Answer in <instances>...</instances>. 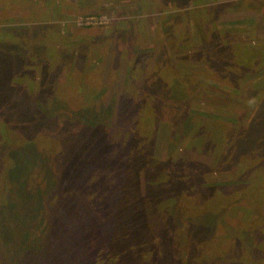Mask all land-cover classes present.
Masks as SVG:
<instances>
[{"label": "rangeland", "instance_id": "obj_1", "mask_svg": "<svg viewBox=\"0 0 264 264\" xmlns=\"http://www.w3.org/2000/svg\"><path fill=\"white\" fill-rule=\"evenodd\" d=\"M47 1L0 0V101H18L16 84L20 92V86L31 91L36 85L42 87L41 93H55L61 101L50 106L48 118L64 133L58 141L23 138L0 116L1 153L6 155L0 164V230L9 229L3 244L0 240L5 256L2 261L0 255V264H12L9 256L14 264H22L19 257L25 264H82L74 246L79 237L90 264H264V235L257 241V232L264 230V204L257 193L247 202L233 199L219 209L220 194L242 184L214 176L206 179L200 170L203 164L215 163L213 156L220 154L225 133L240 132L261 111L256 100L264 84V0H142V6L137 0H105L104 13L46 17ZM89 16L105 17L107 23L88 27L75 23ZM227 31L252 44V53L234 50V63L217 59L211 64L207 53L186 51L205 48L212 33L222 41ZM217 45L223 55L225 43ZM161 48L167 64L154 69L163 59ZM147 55L151 61L136 62L138 56ZM25 59L30 65L24 64ZM162 70L160 76H166L170 87L162 86V94L168 96L165 102H159L158 93L136 99V105L143 99L140 114L135 108L131 125L124 124L131 133L140 130L142 121L155 126L151 155L141 148L133 170L99 168L97 143L104 147L113 129L103 139L81 138L93 120L85 113L87 108L110 110L113 120L118 119L128 81L133 96L123 98L125 110L130 108L129 98L139 97ZM46 71L55 81H47ZM16 73L24 75L12 79ZM183 91L192 94L182 100ZM231 102L237 113L233 117L222 107ZM0 110L12 111L1 102ZM246 112L250 124L244 119ZM193 127L203 130L193 136ZM122 136L120 132L113 137ZM68 158L78 166L75 176L63 179L53 167L64 169ZM208 189L216 193L211 195ZM16 197L25 198L24 206L28 200V209L43 213L44 219L37 220L39 229L36 222L31 225L28 211ZM58 238L70 243L57 244ZM191 245L196 254L202 249L209 257L192 260Z\"/></svg>", "mask_w": 264, "mask_h": 264}, {"label": "trees", "instance_id": "obj_2", "mask_svg": "<svg viewBox=\"0 0 264 264\" xmlns=\"http://www.w3.org/2000/svg\"><path fill=\"white\" fill-rule=\"evenodd\" d=\"M44 16L47 17V16H49V14H45ZM231 33L234 34L235 32H232V31L228 32L227 31V32L223 33L224 36L222 34V41H220V38H214L215 35L212 33L210 35L211 36V43L206 45L205 48L204 47L195 48L198 51L195 50L194 48H190V49H187L186 51L188 53H191L192 51H194V53L202 54L204 56L207 53V55L205 57H206V59H208V61L211 62V64H214L217 59H226V61L228 63L232 64L235 62V56L233 53L234 50H239L242 53L247 52L249 54V52L252 53L251 49H252L253 45L251 44L252 45L251 46L247 40H237V38L234 39ZM173 41L174 40H171V39L169 40V44L170 45L172 44L170 47H173V44H174ZM217 42L225 43L226 49L224 50L225 52H223L224 56L220 55L221 51L218 49L219 47L217 45ZM11 46L13 47L12 44H11ZM46 46H48V45H46ZM38 49L39 50H37V51L39 53L41 48H38ZM34 52L35 51L31 50V53H32L31 55L35 56L36 52L35 53ZM159 53H160L159 56H161V57H163V55L165 56V54L163 52V48L160 49ZM235 53H237V52H235ZM49 56L50 55H48L46 57L49 58ZM145 59H147V61H151V56H150V58L148 57V55L147 56H138L136 62H142ZM164 59L165 58L163 57V59H160L159 61H157L155 66H154V69H159V67L161 68L162 65L165 66L167 63H166V61H164ZM29 60L30 59L24 60V64H26V66L30 65ZM39 63H40V60H39ZM42 67H45V66L44 65L41 66L40 73H42V71H43ZM130 69L133 70L134 68H129V70ZM248 70H249V68L246 71H248ZM163 71L164 70L159 71V73L156 71V73H158L157 81H155L151 86L146 85V87L143 88L144 90L142 92H140L139 94L137 93L139 95V97L136 96V97H134V99H132L131 97L129 98L130 101L128 102L127 106H129L130 108L125 110V109H123L124 104H122L123 98L125 96L128 97L130 95L133 96V93L131 92V89L129 88L130 85H129V81H128V84H127L128 86H126V89L123 92V95H121L120 108H119V112L117 114L118 119H116V120H113L112 113H110V110H108V112H107L106 109H99V107H97L96 109L95 108L94 109L87 108L89 110H87L85 113L90 114L93 117V120L91 119L90 121L87 122L88 125L84 129L87 131L81 132V135H80L81 138L87 140L86 136L88 135L91 137L92 136L96 137V139H98V137H99V139H103L104 134L108 130L113 129V131L110 133V136H112V137H111L110 141L104 142V147L102 146L103 144L101 142H100V144L97 143V145H99V151H100L98 153V158L101 157V165L99 168H102L103 165H105L106 170H108L110 168H113L114 170H118V171L133 170L134 158L138 157L139 153L141 152V148L146 153H149V155H151V151L153 149V144H154V139H155V134H156L154 132L155 126H150V124L148 123L149 120H147L148 122L142 121V126L140 127V130L136 133H131L128 130L130 127L129 128L125 127L124 124L131 123L133 120V117L136 116V114H138V115L140 114L139 106L141 104V101H143V99L140 100V102L137 105L135 103L136 99H138V98L141 99V97H144V96H153V98H154L155 93H158V99H161V100H159V102L160 103L165 102L166 95L162 94V92H161L163 89L162 86L166 87L167 89L170 87L168 86V80L166 79V76H162V77L160 76L163 74ZM23 75L24 74L16 73L15 75H13L12 79H14L15 77H21ZM50 75H52V74L47 73V71H46L47 81L50 78H51V80L55 81L54 76H50ZM57 79H60V78H57ZM135 79H137V78H135ZM239 80H240V78L238 79V81ZM18 86L19 85L16 84V91L19 94H18V96H14L15 99L18 98V101H16L15 103L0 101L1 104L6 109H12L10 114H8L5 111L0 110V116L3 115L5 120H7V124H8L7 126L9 127V129H11L16 135L23 136V138L24 137L32 138V136L36 137V138L45 137L48 139L52 138V139L58 141V139L61 137V135H64V133L62 132L63 130L55 129L54 123L52 121H50L48 117H50L52 114V113L49 114V110L51 109L50 106H52L53 104H57L59 101H61V100H59V97L55 96V93L54 94L53 93L47 94V92H46V94L41 93L40 90L42 87H39L36 85H34V86L32 85L31 91L26 89L27 86H26V88H24L25 86L24 87L20 86L21 92L18 90ZM184 87L186 89L189 86L185 85ZM261 87H262V89L259 92V98H258V101L256 100V104H259L261 102L260 107H262L261 108V111H262V110H264V84L261 85L260 88ZM45 91H43V92H45ZM48 92H49V89H48ZM183 93L184 94L181 96L182 100L184 99L185 94H192V93H188L187 91H183ZM255 95L257 96V93L254 94V96ZM192 99L193 98H191V100ZM197 99H193V101H196ZM124 100H126V98ZM32 102H33V106L31 108V107H29V104ZM179 102H182V101H179ZM7 103H10L11 105H9V104L7 105ZM34 103H37V105H35ZM174 103H176V102H174ZM232 104L233 103L231 102L229 104V107H225L224 105H222L225 112L228 115L230 114L231 117H233L234 115H237L235 108H233V106H231ZM196 106H197V104L194 107H196ZM198 107L201 109V106H198ZM30 108L33 109L34 111H31ZM131 108H132V110H131ZM135 108H137V111H139L136 114H135ZM171 108H172V106H171ZM42 110H44V111H42ZM45 110H48V111H46V113H45ZM122 111L125 112V119L129 120V121L126 120V123H123L124 117H123ZM261 111H259L255 115V117L251 121V124H250L251 118L249 117L248 112H246V117L244 119L246 120V124H250V125H248L245 128H242V130L240 132H237V133H233V134L230 133V135L225 133V135H223V140L221 139L222 140L221 145H220L221 149L219 148V152L221 151L220 154L218 153L217 155L213 156L215 158V163H212L211 165L203 164L200 166L201 167L200 170H202V173H203L202 177L205 176L206 179L207 178L208 179L213 178L212 176H214L217 178L219 177L218 179H221V180L226 181L228 183H234V185L242 184L241 186L228 187L225 189V192L223 194H220L222 200L220 202H218L219 209H220V207L222 208V206L226 207L230 202L232 203L233 199L234 200L242 199L245 202H247L248 196L253 195L254 192L257 193V197L260 200L259 203L264 204V162L259 165L258 160H254V159L264 158V138L263 139L260 138L261 137V131L262 130L264 131V113L262 115ZM78 112H79V110H78ZM175 112L177 114L179 113V111H175ZM172 113L175 114L174 112H172ZM79 116L82 118L83 115L81 114V112H79ZM67 120H70V119L68 118ZM71 120H73V122L76 123V126L78 125L76 122L78 120H76L75 117L73 119L71 118ZM4 122H2V123H4ZM120 125H122L123 127H120ZM129 125H131V124H129ZM1 128L6 131V128H4V127H1ZM195 128L196 127H193V129L191 130V133H193V136L196 133H199L201 130H203L202 128H200V129H197V131H196ZM253 128H255L254 132L252 131ZM141 129H143L142 133H141ZM120 132L123 135L122 138L117 137V139H115L113 136H118ZM42 134H43V136H42ZM96 139H94V140H96ZM260 139H262V140H260ZM144 141L146 143L142 146V143ZM210 145H212V147H214L213 143H211ZM254 146H256L255 149H254ZM1 150H2V147H1V142H0V164H2V162H5V158H6L5 157L6 155L5 156L2 155ZM9 150L11 151V148ZM106 153L108 155H106ZM219 155H222V157L220 158ZM223 157H225V158H223ZM60 159H64V158H57V160H60ZM218 159H219V162H218ZM103 161L105 162L104 164H102ZM77 163H78V161L73 162L71 159L68 158V161L64 160V165H63L64 169H61L60 165L58 166L55 164L53 167V170L56 171L57 173L61 174L63 179L67 178V177L72 178L73 176H75L74 172L77 169V166H78ZM254 163H257V165L254 166ZM106 167H110V168H106ZM202 177H201V179H202ZM199 191L204 193V190L200 189ZM209 191L211 192V195H212V193L213 194L216 193L215 191H212L210 189H208V191H206V192H209ZM28 197L29 196H27V198ZM24 199L25 198H23V197H16V201L18 203H20L28 211L29 219L31 221V225L35 226L34 222L37 223L38 219H44L43 213H40L41 211H39L38 208H35V207L28 209L29 201L27 200V204H26V206H24L23 202H22ZM237 204L238 203H236V205ZM261 204L259 205L260 208H261ZM230 205H232V204H230ZM220 211H223V210H220ZM152 212H154V209ZM42 223H44V221ZM37 224L38 225L35 226L36 228H38V226H39V223H37ZM44 225H42L43 229L47 228V226L44 227ZM10 227H11V225H10ZM42 227H41V229H42ZM8 232H9L8 228L6 230H0V240H1L2 244L4 241V237L8 234ZM262 234L264 235V230L257 232L258 243H259V240L261 239ZM241 238H242V236H241ZM66 240L65 241L61 240V239L59 240V238H58L57 240H55V242H57V244H58V241H59L63 245L69 244L70 240H68V241H66ZM82 240L83 239L79 237L76 240V243L74 244V246H76V249L78 250V255H79V259L81 260V263L82 264H90L91 261H89L86 258L89 253L83 248V241ZM247 240L249 242L252 241V237H249ZM1 242H0V247L2 246ZM197 242L202 243L201 241H197ZM191 249H192V245L190 246V252H189V257L192 260H193V258H192L193 256L195 259H196V256H198L197 259H200V260H203L204 257H209V256H205L206 253H204V251L202 249H200V251L197 252V254ZM57 251H58V249H57ZM0 255H1V260L3 261L5 258H2V257H5V256H2V251L0 252ZM6 257H7V255H6ZM39 257L41 259L40 255H39ZM9 258L11 260V263L14 264L13 263L14 260L12 259V256L11 257L9 256ZM211 258H212L211 261H213V259L215 260L216 257H211ZM19 261L22 262V264H25V260L22 257H19ZM205 262H208V260ZM205 262H203V263H205ZM35 264H36V262H35ZM39 264H42V263H39Z\"/></svg>", "mask_w": 264, "mask_h": 264}, {"label": "crops", "instance_id": "obj_3", "mask_svg": "<svg viewBox=\"0 0 264 264\" xmlns=\"http://www.w3.org/2000/svg\"><path fill=\"white\" fill-rule=\"evenodd\" d=\"M137 1H139V6H142L141 5L142 0L141 2L140 0ZM43 4L45 9H47L45 10V14H49L51 16L55 15L56 13L57 15H62V14L76 15L78 13H90V12L102 13L104 10L103 11L101 10L103 9V7H105L104 5L105 0H48L47 3H43ZM130 30H136V29H134L133 26H130Z\"/></svg>", "mask_w": 264, "mask_h": 264}, {"label": "built area", "instance_id": "obj_4", "mask_svg": "<svg viewBox=\"0 0 264 264\" xmlns=\"http://www.w3.org/2000/svg\"><path fill=\"white\" fill-rule=\"evenodd\" d=\"M79 26H103L107 23V19L105 17L99 16H89L82 17L79 20L75 21Z\"/></svg>", "mask_w": 264, "mask_h": 264}]
</instances>
